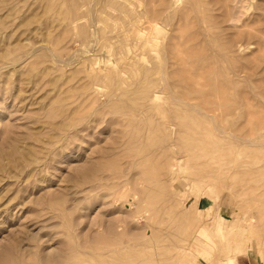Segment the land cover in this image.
<instances>
[{
  "label": "rangeland",
  "instance_id": "374dc122",
  "mask_svg": "<svg viewBox=\"0 0 264 264\" xmlns=\"http://www.w3.org/2000/svg\"><path fill=\"white\" fill-rule=\"evenodd\" d=\"M78 258L264 264V0H0V264Z\"/></svg>",
  "mask_w": 264,
  "mask_h": 264
},
{
  "label": "bare ground",
  "instance_id": "6f19581e",
  "mask_svg": "<svg viewBox=\"0 0 264 264\" xmlns=\"http://www.w3.org/2000/svg\"><path fill=\"white\" fill-rule=\"evenodd\" d=\"M233 19H234V18H233ZM217 49H218V48H217ZM212 52H213V51H212ZM212 55H213V54H212ZM205 56H206V55H205ZM208 56H209V55H208ZM208 56H207V57H208ZM217 56H218V55H217ZM191 57L193 58V56H191ZM202 57H203V56H202ZM209 57H211V55H210ZM213 57H214V56H213ZM215 57H216V56H215ZM194 58H195V57H194ZM203 58H204V57H203ZM216 58H217V57H216ZM227 58H229V57H227ZM204 59H205V58H204ZM213 59H214V58H213ZM220 59H222V58H220ZM191 60H192V59H190L189 61L186 60V62H187V63H188V62L190 63ZM208 60H209V59H208ZM205 61H206V60H205ZM193 62H194V60H193ZM220 62H221V61H220ZM228 62H229V61H228ZM187 63H186V64H187ZM206 63H207V62H206ZM208 63H209V62H208ZM221 63H222V62H221ZM218 65H219V64H218ZM186 66H188V65H186ZM196 66H198V64H197ZM203 66H205V65H203ZM221 66H222V64H221ZM206 67H208V66H206ZM217 68H218V66H217ZM219 68H220V66H219ZM224 68H226V67H224ZM224 68H221V69L224 70ZM187 69H188V67H187ZM189 69H190V68H189ZM189 69H188V70H189ZM198 69L200 70V68H198ZM201 69H202V68H201ZM206 69H207V68H206ZM208 69H209V67H208ZM208 69H207V70H208ZM210 69H211V68H210ZM214 69H215V67H214ZM240 69H241V68H240ZM191 70H192V69H191ZM226 70H227V69H226ZM214 71H215V70H214ZM216 71H217V70H216ZM230 71H231V70H230ZM189 72H190V71H189ZM206 72H207V71H206ZM222 72H223V71H222ZM226 72H227V71H226ZM241 72H242V71H241ZM186 73H188V72H186ZM217 73H219V72H217ZM233 73H234V72H233ZM188 74H190V73H188ZM204 74H205V73H204ZM222 74H223V73H222ZM223 75H224V74H223ZM227 75H228V73H227ZM232 76H233V75H232ZM162 77H163V76H162ZM181 77H182V76H181ZM201 77H202V75H201ZM212 77H213V76H212ZM223 77H224V76H223ZM195 78H196V76H195ZM214 78H215V77H214ZM181 79H182V78H181ZM190 79H191V78H190ZM197 79H198V77H197ZM208 79H209V78H208ZM218 79H219V78H218ZM226 79H227V77L225 78V80H226ZM191 80H192V79H191ZM198 80H199V79H198ZM215 80H216V78H215ZM219 80H220V79H219ZM219 80H218V81H219ZM225 80H223V83H224ZM188 81H189V80H188ZM193 81H194V80H193ZM201 81H202V80H201ZM201 81H200V82H201ZM226 81H229V80H226ZM232 81H233V80H232ZM238 81H239V80H238ZM203 82L205 83L206 81L204 80ZM209 82H210V81H209ZM233 82H234V81H233ZM186 83H187V82H186ZM188 83H189V82H188ZM194 83H195V82H194ZM196 83H198V82L196 81ZM219 83H220V82H219ZM225 83H226V82H225ZM225 83H224V84H225ZM228 83H229V82H228ZM228 83H226V84H228ZM232 84H233V83H232ZM184 85H185V84H184ZM196 85H197V84H196ZM200 85H202V84H199V83H198V87H199ZM208 85H209V86H207V85H206V86L210 88V92H208V93H210V95H212L213 92H215V96H217V97L222 96L223 93H222V91H221V89H220L222 85H221V86H220V85H215V83H212V82H211L210 84H208ZM229 85H230V84H229ZM187 86H188V85H187ZM194 86H195V85H194ZM189 87H190V84H189ZM224 88H225V86H224ZM224 88H223V91L226 90V89L224 90ZM186 89H187V88H186ZM195 89H196V88H194V90H195ZM197 89H198V90H201L200 88H197ZM205 90H206V89H205ZM184 91L186 92V90H184ZM188 91L190 92V90H188ZM207 91H208V90H207ZM196 92H197V91H196ZM199 92L202 93V90L199 91ZM191 93H193V92H191ZM208 93H206V94H208ZM226 93H227V92H226ZM196 94H197V93H196ZM201 95H202V94H201ZM223 95L226 96L225 93H224ZM248 96H249V94H248ZM174 97H175V96H174ZM196 97H197V96H196ZM199 97H200V96H199ZM205 97H206V96H205ZM207 97H208V96H207ZM207 97H206V99H207ZM226 97H227V96H226ZM251 97H252V96H251ZM178 98H179V97H178ZM178 98H177V99H178ZM219 98H220V97H219ZM221 98H223V97H221ZM221 98H220V99H221ZM227 98H228V97H227ZM231 98H232V97H231ZM179 99H180V98H179ZM184 99H185V97H184ZM199 99H200V98H199ZM229 99H230V98H229ZM172 100H173V99H172ZM197 100H198V99H197ZM234 100H235V99H234ZM173 101H174V100H173ZM185 101H186V99H185ZM192 101H193V100H192ZM204 101H205V100H204ZM206 101H207V100H206ZM206 101H205V102H206ZM209 101H210V99H209ZM221 101H222V100H220V102H221ZM227 101H229V100H227ZM246 101H247V100H246ZM182 102H183V101H182ZM211 102H212V101H211ZM217 102H218V101H217ZM229 102H230V101H229ZM229 102H228V103H229ZM239 102H240V101H239ZM224 103H225V102H224ZM226 103H227V102H226ZM247 103H248V102H247ZM206 104H207V102H206ZM210 104H211V103H210ZM242 104H243V103H242ZM191 105H192V104H191ZM218 105H220V104L218 103ZM223 105H224V107H225V104H223ZM230 105H231V104H229V106H230ZM192 106H193V105H192ZM195 106H196V105H195ZM197 106H198V103H197ZM206 106H207V105H206ZM206 106H205V107H206ZM221 106H222V105H221ZM187 107H188V105H187ZM189 107H190V106H189ZM218 107H219V106H218ZM218 107H217V108H218ZM224 107H220V108L222 109V108H224ZM206 108H207V107H206ZM208 108H209V107H208ZM215 108H216V107H215ZM217 108H216V110H218ZM229 108H230V107H229ZM190 109L192 110V108H190ZM193 109H194V108H193ZM184 110H185V109H184ZM210 110H211V109H210ZM213 110H214V109H213ZM216 110H215V111H216ZM219 110H220V109H219ZM219 110H218V111H219ZM193 111H194V110H193ZM196 111H198V109H197ZM221 112H222V111H221ZM208 113H209V112H208ZM212 113H214V112H212ZM218 113H219V112H218ZM218 113H217V114H218ZM224 113H227V112H224ZM224 113H223V114H224ZM174 114H175V113H174ZM196 114H197V116H198V112H197ZM214 114H215V113H214ZM179 115H180V114H179ZM188 115H189V114H188ZM199 115H200V114H199ZM210 115H211V113H210ZM219 115H220V113H219ZM221 115H222V113H221ZM221 115H220V116H221ZM207 116H209V114H208ZM174 117H175V116H174ZM210 117H211V116H210ZM212 117L214 118V116H212ZM215 117H216V115H215ZM166 118L168 119V117H166ZM172 118H173V116H172ZM216 118H217V117H216ZM218 118H220V117H218ZM218 118H217V119H218ZM174 119H175V118H174ZM174 119H173V120H174ZM198 119H200V118L198 117ZM211 119H212V118H211ZM211 119H210V120H211ZM196 120H197V118L195 119V121H196ZM201 120H202V119H200L199 121L201 122ZM203 120H204V119H203ZM203 120H202V121H203ZM199 121H198V122H199ZM215 121H216V120H215ZM226 121H227V120H226ZM174 122H175V121H174ZM212 122H213V121H212ZM212 122H211V124H212ZM204 123H205V122H204ZM204 123H203L202 125H205ZM213 123H214V122H213ZM225 123H226V122H225ZM181 124H182V123H181ZM194 124H195V123H194ZM206 124H208V122H207ZM209 124H210V122H209ZM209 124H208V125H209ZM195 125H196V124H195ZM198 125H199V124H198ZM200 125H201V124H200ZM205 126H206V125H205ZM168 127H169V126H168ZM183 127H184V126H183ZM200 128H201V127H200ZM183 129H184V128H183ZM198 129H199V127H198ZM207 130H208V128H207ZM212 130H213V129H212ZM212 130H210V132L213 134L214 131H212ZM184 131H185V130H184ZM195 131H196V130H195ZM208 131H209V130H208ZM199 132H200V131H199ZM178 133H179V132H178ZM196 133H197V132H196ZM204 133H205V132H204ZM204 133H203V134H204ZM221 133H222V132H221ZM223 133H225V132H223ZM203 134H202V135H203ZM207 134H208V133H207V131H206L205 136H207ZM212 134H211V135H212ZM185 135H186V134H185ZM213 136H214V135H213ZM231 136H232V135H231ZM235 136H237V135H235ZM199 137H201V136H199ZM202 137H203V136H202ZM208 137H209V136H208ZM204 138H205V137H204ZM209 138H211V137H209ZM209 138H208V139H209ZM181 139H182V138H181ZM181 142H182V141H181ZM185 142H186V141H185ZM245 142H246V141H245ZM250 142H251V141H250ZM250 142H249V143H250ZM177 143H178V142H177ZM247 143H248V141H247ZM175 145H176V144H175ZM249 145H250V144H249ZM232 148H234V146H233ZM218 149H219V148H218ZM184 154H186V153H184ZM184 154L182 153V155H184ZM204 154H205V152H204ZM205 155H206V154H205ZM216 155H217V154H216ZM216 155H215V156H216ZM219 156H220V155H219ZM175 158H176V157H175ZM178 158H179V157H178ZM183 158L186 159L185 156H184ZM147 159H148V158H147ZM147 159H146V160H147ZM207 159H208V158H207ZM210 159H211V158H210ZM174 160H176V159H174ZM204 160H206V159L204 158ZM207 161H208V160H207ZM145 162H147V161H145ZM208 162H209V161H208ZM211 162H212V161H211ZM206 163H207V162H206ZM175 164H176V163H175ZM143 165H144V164H143ZM208 168H209V167H208ZM143 169H144V168H143ZM181 169H182V168H181ZM144 171H145V170H144ZM237 174H238V173H237ZM242 174H243V173H241V175H242ZM247 175H249V174H246V176H247ZM242 177H243V176H242ZM243 178H244V177H243ZM249 178H250V177H249ZM252 178H253V177H252ZM235 179H237V178H235ZM124 189H125V188H124ZM124 189L121 190V191H122L121 193H123ZM241 190H242V189H241ZM126 191H127V190H126ZM126 191H125V194H126ZM119 196H122V195H120V193H119ZM124 196H125V195H124ZM121 198H122V197H121ZM248 204H249V203H248ZM160 210H161V209H160ZM256 213H257V212H256ZM244 222H245V221H244ZM119 226H120V225H119ZM215 227H216V231H220V230H221V227H220V223H219V222L215 225ZM231 238H233V237H231ZM225 239H226V238H225ZM14 255H16V254H14ZM111 255H112V254H111ZM200 255H201V254H200ZM200 255H199V256H200ZM203 255H204V254H203ZM213 255H214V254H213ZM6 256H7V255H6ZM205 257H206V256H205ZM5 258H6V257H5ZM117 258H118V257H117ZM207 258H208V257H207ZM6 259H8V256H7ZM11 259H12V255H11ZM18 259H19V258H18ZM12 260H15V261H16V259H12ZM19 260H20V259H19ZM79 260H80V259L78 258V259L76 260V262H79ZM7 261L10 262L11 260H7ZM7 261H6V264H7ZM121 261H123V260H121ZM13 262H14V261H12L11 263H13ZM20 262H21V261H20ZM80 262H81V260H80ZM80 262H79L78 264H80ZM22 263H23V262H22ZM82 263H83V262H81V264H82ZM89 263H92V262H89ZM123 263L125 264V262H123ZM2 264H3V263H2ZM4 264H5V263H4ZM15 264H16V262H15ZM17 264H20V263L18 262ZM83 264H84V263H83ZM189 264H190V263H189ZM227 264H236V261L233 260L232 258H228V260H227Z\"/></svg>",
  "mask_w": 264,
  "mask_h": 264
}]
</instances>
